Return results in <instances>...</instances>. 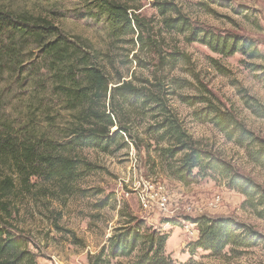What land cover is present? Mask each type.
Returning <instances> with one entry per match:
<instances>
[{
  "label": "rangeland",
  "instance_id": "1",
  "mask_svg": "<svg viewBox=\"0 0 264 264\" xmlns=\"http://www.w3.org/2000/svg\"><path fill=\"white\" fill-rule=\"evenodd\" d=\"M93 1L0 0V8L48 18L69 39L101 53L105 72L113 80L111 86L122 79L137 85L150 80L151 87L158 55L135 46L131 40L137 36L114 39L105 17L89 15ZM119 1L151 20L163 56L183 54L174 67H166L163 76L168 78L167 103L190 136L264 189V167L211 122H203L196 115L210 103L215 104L235 113L264 142V116L254 114L246 103V98H251L264 110V0H167L174 4L175 11L166 16L156 6L163 0ZM179 14L214 39L227 38V53L216 52L203 41H189L188 31L169 29L165 19ZM2 41L23 49L21 58L25 63L21 68H2L6 61L0 54V132L20 139L32 136L37 140L67 141L66 128L73 118L55 93L47 60L33 41ZM233 45L237 51H233ZM135 56L147 67H141ZM175 78L185 80V87H174L171 80ZM182 97L190 100L186 102ZM160 118L151 111L148 115L136 112L130 121L133 138L124 135L110 153L77 149V156L90 167H80L82 177L68 194L41 179H33L28 192L21 191L16 182L10 196V223L29 240L38 264H90V258L104 249L107 256L109 239L128 222L122 216L126 210L148 228L170 236L166 256L171 264H264V218L245 206V197L231 189L219 173L202 178L196 171L197 181L190 186L169 176L161 150L170 143L160 141L159 134L151 130ZM9 173L0 167V180ZM163 195L168 198L165 209L159 206ZM202 216L233 218L253 228L263 240L251 248L228 247L217 256L202 249L192 253L190 244L199 234L194 221ZM138 255L136 251L111 258L108 264H133Z\"/></svg>",
  "mask_w": 264,
  "mask_h": 264
},
{
  "label": "trees",
  "instance_id": "2",
  "mask_svg": "<svg viewBox=\"0 0 264 264\" xmlns=\"http://www.w3.org/2000/svg\"><path fill=\"white\" fill-rule=\"evenodd\" d=\"M91 6L89 15L105 17L114 39L137 36L131 40L135 46L139 45L141 51L152 50L158 55L155 82L150 87V80L137 85L133 81L120 79L115 86H111L113 80L105 72L101 53L69 39L48 18L28 13L17 14L0 8V41L3 42L0 44V54L6 61L1 67L21 68L25 63L21 58L24 50L7 45L3 39L11 43L17 40L33 41L47 60L55 93L62 98L64 111L73 118L66 128L68 140L63 142L46 138L37 140L32 136L20 139L8 132H0V167L10 172L0 180V264H38L29 240L10 223V196L15 191L16 182L21 191L28 192L33 185L31 181L41 179L43 183H52L68 194L82 177L80 167H90L89 163L77 156V149L93 148L110 153L112 146L124 135L133 138L130 121L136 112L148 115L151 111L161 116L151 130L159 134L160 141L170 143L169 147L161 150L169 176L184 186H190L197 181L194 176L196 171L198 177L202 178L219 173L226 177L231 189L245 197L244 205L264 218V189L252 179L240 175L231 164L213 152L200 147L167 103L168 78L163 75L166 67H174L184 57L183 54L176 52L169 54V57L163 56L151 20L136 14L139 10L128 3L94 0ZM156 6L162 16L175 11L174 4L167 0L157 2ZM165 24L171 30L190 32L189 41H203L211 45L214 51L227 53V38L214 39L208 32L197 30L191 20L180 14L177 18L165 19ZM237 49L233 45V51ZM135 61L141 67H147L138 56H135ZM171 82L174 87L186 85V81L181 79L175 78ZM182 100L188 102L190 98L182 97ZM246 103L254 114L264 116V110L251 98H246ZM196 115L203 122H211L229 140L246 149L255 163L264 167V142L248 130L235 113L223 111L210 103ZM122 216L128 222L109 239L108 255L104 249L90 258V264H108L111 258L130 256L136 251H139V255L133 264H171L166 256L168 234L148 228L144 221L135 218L128 210L122 212ZM194 223L199 234L198 239L190 244L192 253L202 249L217 256L228 247L251 248L263 240L253 228L233 218L210 219L202 216L196 218Z\"/></svg>",
  "mask_w": 264,
  "mask_h": 264
},
{
  "label": "built area",
  "instance_id": "3",
  "mask_svg": "<svg viewBox=\"0 0 264 264\" xmlns=\"http://www.w3.org/2000/svg\"><path fill=\"white\" fill-rule=\"evenodd\" d=\"M167 205H168L167 196L163 195L159 197V206L161 207V209H165Z\"/></svg>",
  "mask_w": 264,
  "mask_h": 264
}]
</instances>
